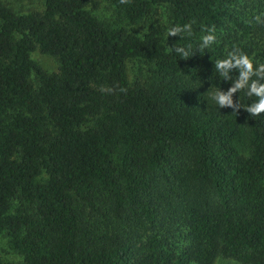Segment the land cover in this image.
I'll return each instance as SVG.
<instances>
[{
  "label": "trees",
  "instance_id": "16d2710c",
  "mask_svg": "<svg viewBox=\"0 0 264 264\" xmlns=\"http://www.w3.org/2000/svg\"><path fill=\"white\" fill-rule=\"evenodd\" d=\"M243 1H0V235L20 264H264V113L210 100L226 50L264 62ZM189 21V41L212 25L218 43L176 58L166 26Z\"/></svg>",
  "mask_w": 264,
  "mask_h": 264
},
{
  "label": "clouds",
  "instance_id": "9594fccd",
  "mask_svg": "<svg viewBox=\"0 0 264 264\" xmlns=\"http://www.w3.org/2000/svg\"><path fill=\"white\" fill-rule=\"evenodd\" d=\"M248 22L264 26V11L254 12ZM194 23L195 21H189L166 26L164 44L168 36H178V40L186 41L166 47L168 52L176 58L186 59L192 56L194 51L207 52L218 43L217 29L212 25L201 29L203 34L197 38L195 44L189 41L187 38L193 35ZM214 68L218 77L216 80L229 84L226 90L216 85L211 86L213 91L210 93V100L216 106V110L229 108L235 113L237 110L243 109L251 116H259L264 113V62L255 60L248 53L233 46L225 51L223 58L215 60ZM241 92L248 98L247 101H251L250 103L240 102L239 94ZM234 94H237L235 102Z\"/></svg>",
  "mask_w": 264,
  "mask_h": 264
},
{
  "label": "rangeland",
  "instance_id": "374dc122",
  "mask_svg": "<svg viewBox=\"0 0 264 264\" xmlns=\"http://www.w3.org/2000/svg\"><path fill=\"white\" fill-rule=\"evenodd\" d=\"M2 3L10 7L14 12L18 14H25L32 11H40L42 9V0H0ZM91 14L96 16L103 22H110L112 20V9L107 3H101L97 8H87ZM238 10L247 13L248 18L256 11H264V0H245L238 6ZM158 18L161 23L166 21V9H158ZM138 34L145 32V27L140 26L137 28ZM32 59L36 61L41 67L49 72L53 73L57 71L58 63L56 60L49 56H44L38 52L32 54ZM128 75L131 80L139 78L140 75L146 73V68L143 63L138 60L127 61ZM35 80V79H34ZM45 175L39 177V181L45 180ZM0 257L4 262H10L13 264H20L22 262L21 257L18 256L9 246L8 240L5 236L0 235ZM217 264H239L232 260H222Z\"/></svg>",
  "mask_w": 264,
  "mask_h": 264
}]
</instances>
